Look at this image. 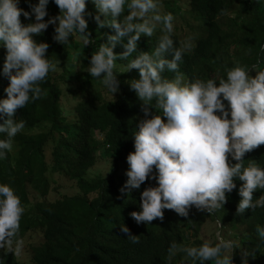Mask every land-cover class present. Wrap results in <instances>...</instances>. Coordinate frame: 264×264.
Returning <instances> with one entry per match:
<instances>
[{
  "label": "trees",
  "instance_id": "trees-1",
  "mask_svg": "<svg viewBox=\"0 0 264 264\" xmlns=\"http://www.w3.org/2000/svg\"><path fill=\"white\" fill-rule=\"evenodd\" d=\"M184 1L186 13L197 23L193 48L184 53L179 65L185 82L215 79L219 83L221 78H227V69L236 65L249 68L248 75L252 78V72L264 70V0H241L237 10L233 9L235 0ZM89 2L84 18L94 44L82 49L75 37V46L71 37L70 45L56 43L55 25L33 37L37 43L49 44L46 56L59 60L57 70L62 73L54 76L50 72L40 85L46 94L18 109L13 117L26 121V126L13 138L12 150L0 159V185L10 186L25 208L18 238L23 239L26 252L21 260L7 249H0V264H190L183 252L169 259L170 245L173 242L185 247L202 245L204 242L197 238L201 226L209 220L217 231L219 218L221 232L228 228L232 231L231 239L240 246L233 250L231 264H244L245 259L246 264H264V240L256 231L258 226L264 228V208L237 214L239 188L243 184L238 178L234 179L236 188L226 193L227 203L214 214L193 207L187 218L167 209L163 210L162 222L156 219L150 224H137L131 218L130 213L141 211V193L158 186L155 179L149 178L127 195L120 192L127 181V156L134 152L133 137L140 120L160 115L166 122V118L154 107V101L149 109L151 115L144 116L141 101L129 84L139 79V71L126 72L128 61H116L120 83L114 99L98 79L86 72L92 53L107 43L109 35H115L111 28H98L93 19L97 15L95 5ZM37 3L38 0H20L18 7L31 12L30 5ZM161 3L169 12L180 9L179 0ZM47 13L45 22L59 15L54 0H49ZM20 19L25 25L35 22L34 16ZM171 38L176 47L181 46L176 36ZM120 43L114 50L117 55L124 51L122 45L127 39ZM157 43L156 39H141V44L137 42V53H151ZM72 50L79 53L74 64L70 59ZM5 55L6 50L0 46V100L7 98L4 89L9 84L2 75ZM165 58L171 60L172 55L166 54ZM175 75L167 70L162 74L166 79ZM224 104L227 110V101ZM6 139L7 135L0 133V140ZM98 158L110 160L108 174L91 170ZM243 159L245 166L255 161L264 169V145L245 153ZM55 175L74 182L76 191L59 196L56 187L51 186L56 183L52 179ZM151 175H157L155 168ZM261 195L264 190L258 189L253 192V199ZM122 226L138 236L139 243H132L121 232ZM31 233H39V243L25 240ZM214 236L209 241L213 246L217 243ZM245 253L249 255L245 257Z\"/></svg>",
  "mask_w": 264,
  "mask_h": 264
},
{
  "label": "clouds",
  "instance_id": "clouds-1",
  "mask_svg": "<svg viewBox=\"0 0 264 264\" xmlns=\"http://www.w3.org/2000/svg\"><path fill=\"white\" fill-rule=\"evenodd\" d=\"M19 2L0 0V46L6 50L2 75L9 81L4 89L7 98L0 100V120L3 121L0 133L7 135L6 140H0V159L12 150L13 138L26 126V121L13 119L16 111L46 94L41 82L50 72H56L60 63L46 56L49 44L37 43L33 37L41 35L49 25H55L53 40L56 43L70 45V37H75L82 49L95 43L90 39L84 18L86 0H54L59 15L46 22L49 0H38L36 5H30L31 12L18 7ZM91 2L97 10L93 19L98 28H111L115 35H109L107 43L92 53L86 72L98 79L114 99L120 83L115 71L116 61H128L126 72L139 71V79L129 84L141 101L144 116L151 115L149 109L154 101V107L166 118V122L160 115L140 120L133 137L134 152L127 156V181L120 192L127 195L149 178L155 179L158 186L141 193V211L130 213L131 218L137 224H150L156 219L162 222L165 209L187 218L193 207L214 214L227 203L226 193L236 188V178L243 182L239 188L241 199L237 214L246 209L264 208V195L253 199L254 191L264 190V169L255 161L245 166L243 159L245 153L264 145V70L256 71L252 78L248 75L249 68L236 65L227 69V78H221L219 83L215 79L185 82L179 65L184 53L193 48L192 37L182 44L178 40L181 46L176 47L171 38L176 36L172 34L175 17L164 8V13L161 11V0ZM21 16L25 19L34 16L35 22L25 25ZM158 27L164 33L160 38L154 35ZM122 38H127V43L122 45L124 51L117 55L114 48ZM141 39L158 40L154 51L137 53V42L141 44ZM133 53L135 57L129 60ZM166 54H171L172 59H166ZM78 55L74 50V63ZM166 70L176 75L166 79L162 76ZM224 101H227V110ZM231 160L236 163L231 164ZM153 168L155 176L151 175ZM24 212L14 190L0 185V249H7L15 256L22 254L25 245L23 239L18 238ZM216 223L214 246L204 242L200 246L185 247L173 242L168 249L169 259L183 252L190 264L209 261L231 264L233 250L240 246L222 237H226L227 232L224 229L221 232L220 218ZM256 231L264 240V228L258 226ZM121 232L132 243H139L138 236L131 235L127 227L122 226ZM247 255L249 253H245V257Z\"/></svg>",
  "mask_w": 264,
  "mask_h": 264
},
{
  "label": "rangeland",
  "instance_id": "rangeland-1",
  "mask_svg": "<svg viewBox=\"0 0 264 264\" xmlns=\"http://www.w3.org/2000/svg\"><path fill=\"white\" fill-rule=\"evenodd\" d=\"M161 1H165V0H161ZM240 1L241 0H235V5L233 8L234 10L237 7L239 8L238 4ZM184 3H185L184 0H179L178 5H179L180 9L177 12L175 10H173V12H169L166 10V8H164V10L166 12L172 13L175 17V19L173 21L174 30H173L172 34L176 35L177 39L179 41H181V44L188 37H192V43H193V41L195 39V37H194L195 36V30L197 28V23L186 13V12H188V7ZM89 5H91V3L89 2V0H86V7H88ZM164 10L162 7L161 11L163 13H164ZM96 12H97V10H96ZM223 20H224V22H226V18H224ZM227 30L229 31L230 28H227ZM163 34L164 33L161 32L159 27L157 28L156 32L154 33V35H157L159 38ZM126 39L127 38H122L121 43H123ZM76 41L77 40L75 38H72V45L73 46L77 45ZM114 50H115V48H114ZM73 52H74L73 50L70 51V59L72 62H73V59H72ZM73 64H74V62H73ZM61 73H62V70L58 69L56 72L53 73V75L57 76ZM252 73H254V75H253V78H254L256 75V71L252 72ZM110 167H111L110 160L108 158H101V159H98V161L94 167V171L101 173L102 175H106V174H108ZM52 179L56 183L52 184L51 186L56 187L59 196L72 195L76 191L73 182L68 181L67 179H65L59 175L53 176ZM30 200H31V202L34 201V197L32 195L30 196ZM216 225H217V223H216ZM217 227H218V225H217ZM223 229L227 232V236H226L228 238L227 240H232L231 236H230L231 231L229 229H227L226 227H224ZM217 231H214V223L206 220L204 222V224L201 226L200 230L198 231L197 238L202 240L203 242L209 243V241L213 240V235H216ZM25 240L30 242V243L37 244L41 240V238H40L39 233H31L30 235L26 236ZM25 252H26V246L24 245L23 252L20 255L21 260H24Z\"/></svg>",
  "mask_w": 264,
  "mask_h": 264
}]
</instances>
